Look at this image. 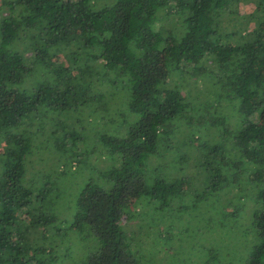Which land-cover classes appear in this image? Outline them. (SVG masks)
I'll return each mask as SVG.
<instances>
[{"label":"trees","instance_id":"16d2710c","mask_svg":"<svg viewBox=\"0 0 264 264\" xmlns=\"http://www.w3.org/2000/svg\"><path fill=\"white\" fill-rule=\"evenodd\" d=\"M104 93L130 122L86 149L74 132ZM36 145L55 159L29 183ZM108 160L71 217L53 210L60 182ZM179 204L221 208V231L253 208L245 263L264 264V0H0V264H139L129 208Z\"/></svg>","mask_w":264,"mask_h":264},{"label":"rangeland","instance_id":"374dc122","mask_svg":"<svg viewBox=\"0 0 264 264\" xmlns=\"http://www.w3.org/2000/svg\"><path fill=\"white\" fill-rule=\"evenodd\" d=\"M241 7L243 11H250L252 4L248 3ZM53 61L56 66L68 64L66 57L61 55L56 56ZM205 65L210 66L211 63L207 62ZM172 80L173 84L174 79ZM186 80H182L179 76L175 77L181 90L189 91L194 96L204 89L202 79H196V76H193ZM120 99L123 97L120 96ZM108 102L109 93H104L100 103L97 102L99 109L95 116L91 117L92 123L87 122L90 119L87 116L86 126L79 122V129L74 132L78 138L84 139L82 141H84L86 149L94 148L96 140L103 134L121 137L127 131L130 120L125 113L128 111L125 113L121 111L117 116L109 117L108 112L105 111L107 109L103 105ZM125 107L127 110L126 104ZM86 109L89 111L90 108ZM113 111L112 109V113ZM69 122L71 121L69 120ZM43 137L40 139L44 140ZM38 145L34 147L37 156L31 157L34 160L33 163L31 164L28 159L25 160L23 180L29 183L33 180L35 168L46 172L48 168H52L51 162L55 159L54 155L52 157L49 155L47 148L43 149L41 146L38 148ZM99 157L101 160H107L105 155ZM40 158L43 159V162L40 161ZM72 162L71 171L75 166V162ZM162 162H166V160L164 159ZM44 163H48V168ZM93 163L91 166H89V162L81 163L76 171L71 172V175L60 182L59 190L63 197H60V203L53 210L71 217L73 209L72 211L68 209L70 199L86 181L91 180L105 184L103 172L112 166L113 160ZM61 169L62 164L58 166V170ZM193 184L200 186V179L195 176ZM230 196L231 194L225 193L222 194L221 199L225 200V197ZM178 206L179 208H174V210L171 208H147L144 205L138 208H129L132 218L125 220L122 224L127 241L133 251L137 253L135 256L139 264H246L245 259L252 241L249 229L253 208L251 210L244 208L241 211L244 212L243 217L249 215V223L247 219H245L247 222H241L239 219H233L228 224L222 222L224 229L221 231L219 229L221 208H184L182 204ZM71 208H74V203H71ZM233 208L232 205L230 209ZM71 260H73V254L70 255L68 261Z\"/></svg>","mask_w":264,"mask_h":264}]
</instances>
